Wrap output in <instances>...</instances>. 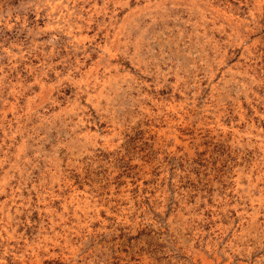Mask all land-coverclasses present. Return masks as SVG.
Wrapping results in <instances>:
<instances>
[{"label":"rangeland","instance_id":"374dc122","mask_svg":"<svg viewBox=\"0 0 264 264\" xmlns=\"http://www.w3.org/2000/svg\"><path fill=\"white\" fill-rule=\"evenodd\" d=\"M0 264H264V0H0Z\"/></svg>","mask_w":264,"mask_h":264}]
</instances>
